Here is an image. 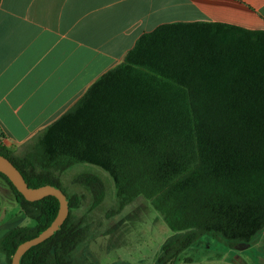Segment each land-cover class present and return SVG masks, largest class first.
Wrapping results in <instances>:
<instances>
[{"label": "trees", "instance_id": "1", "mask_svg": "<svg viewBox=\"0 0 264 264\" xmlns=\"http://www.w3.org/2000/svg\"><path fill=\"white\" fill-rule=\"evenodd\" d=\"M0 155L29 187H58L69 201L66 222L21 264H81L74 255L88 234L85 217L76 215L83 196L68 194L61 181L76 164L110 176L116 212L143 197L162 216L174 235L155 264H174L205 235L247 247L264 230V30L209 22L159 26L43 131L37 149L17 155L0 143ZM0 177L35 221L1 239L12 264L19 245L45 231L60 204L52 196L27 201ZM74 185L89 193L88 212L104 202L99 176L82 174Z\"/></svg>", "mask_w": 264, "mask_h": 264}, {"label": "crops", "instance_id": "2", "mask_svg": "<svg viewBox=\"0 0 264 264\" xmlns=\"http://www.w3.org/2000/svg\"><path fill=\"white\" fill-rule=\"evenodd\" d=\"M194 22L264 30V0H0V135L8 148L25 153L143 34ZM6 190L17 203L0 177Z\"/></svg>", "mask_w": 264, "mask_h": 264}, {"label": "rangeland", "instance_id": "3", "mask_svg": "<svg viewBox=\"0 0 264 264\" xmlns=\"http://www.w3.org/2000/svg\"><path fill=\"white\" fill-rule=\"evenodd\" d=\"M40 136L31 141L27 151L38 148ZM85 173L99 176L106 186L104 202L92 212H88L91 203L89 193L74 185V180ZM61 181L62 188L68 194L75 192L83 196L82 207L76 215L85 217L88 234L74 255L76 261L81 264L156 263L162 246L174 233L153 209L150 201L140 197L124 210L116 212L118 202L112 179L99 167L89 164L74 165ZM0 194V239L11 229L35 226V221L10 199L8 190ZM6 263L7 259L0 253V264ZM174 264H264V230L246 249L230 244L219 236L205 235L184 251Z\"/></svg>", "mask_w": 264, "mask_h": 264}, {"label": "water", "instance_id": "4", "mask_svg": "<svg viewBox=\"0 0 264 264\" xmlns=\"http://www.w3.org/2000/svg\"><path fill=\"white\" fill-rule=\"evenodd\" d=\"M0 173L5 175L14 187L24 196L27 201L36 202L46 197H55L60 204L59 212L52 224L37 237L28 240L17 248L12 257V264H21L22 256L31 248L43 243L54 234L66 222L69 216V201L67 195L58 187L51 185L42 186L39 188H31L27 184L24 176L19 169L5 156L0 155Z\"/></svg>", "mask_w": 264, "mask_h": 264}, {"label": "built area", "instance_id": "5", "mask_svg": "<svg viewBox=\"0 0 264 264\" xmlns=\"http://www.w3.org/2000/svg\"><path fill=\"white\" fill-rule=\"evenodd\" d=\"M0 143H3V144L6 145L7 147H10V146H11L10 141H9L7 138H5V137H3V136H1V135H0Z\"/></svg>", "mask_w": 264, "mask_h": 264}]
</instances>
